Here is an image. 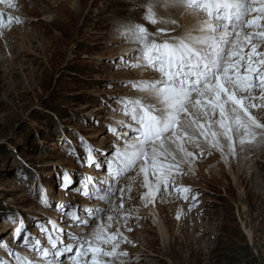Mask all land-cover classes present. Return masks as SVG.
Here are the masks:
<instances>
[{
    "label": "rangeland",
    "instance_id": "obj_1",
    "mask_svg": "<svg viewBox=\"0 0 264 264\" xmlns=\"http://www.w3.org/2000/svg\"><path fill=\"white\" fill-rule=\"evenodd\" d=\"M14 3L16 9H5V14L11 12L21 23L0 30V240L36 259L13 243L11 234L21 218L31 236L47 246L36 221L71 223L56 204L104 208L103 222L108 215L120 217L119 191L111 204H104L62 191L58 176L64 171L74 178L99 176L95 169L81 167L69 147L83 157V137L97 152L111 153L115 137L107 129L127 120L117 101L142 97L121 85L156 76L150 69H128L120 63L134 55L137 46L121 38L117 21L144 24L151 33L160 25L152 30L145 24L143 9L137 7L143 0ZM253 112H262L257 116L264 122V110ZM249 150L253 153H246L244 160L229 156L225 162L213 151L195 161L191 170L185 167L187 174L177 176L176 184L198 193L191 211V200L164 191L145 207L142 175H125L117 188L131 187L124 204L130 219L126 226L122 220L114 223L110 231L120 227L131 243L121 244L119 250L128 256L114 264H264V143ZM41 187L51 207L41 204ZM99 222L65 231L91 236ZM0 259H9L2 248Z\"/></svg>",
    "mask_w": 264,
    "mask_h": 264
},
{
    "label": "snow or ice",
    "instance_id": "obj_2",
    "mask_svg": "<svg viewBox=\"0 0 264 264\" xmlns=\"http://www.w3.org/2000/svg\"><path fill=\"white\" fill-rule=\"evenodd\" d=\"M0 6V30L21 23L11 12L5 14V9H16L14 0H0ZM137 7L143 9L145 24L171 27L151 33L144 24L117 21L121 38L137 46L134 55L128 60L121 58L120 63L128 69H150L156 76L121 85L142 97L117 101L127 120L107 129L115 137L111 153L97 152L83 137V157L75 147H69V155L81 167L93 168L99 176L74 178L67 171L58 176L62 191L104 204H111L119 191L120 217L108 215L103 222L104 208L56 204L60 215L71 223L36 221L34 226L47 240L44 246L40 238L31 236L21 218L11 234L13 243L36 259L0 240V248L9 258L0 259V264H64L65 260L68 264H114L128 256L119 250L121 244L131 243L120 227L110 231L114 223L122 220L126 226L130 219L124 204L131 187L117 188L125 175H142L145 207L154 204L164 191L185 202L191 200V211L198 193L176 184L177 176L187 174L185 167L191 170L195 161L213 151L220 152L227 162L245 146L264 143V122L253 112L264 110V0H144ZM174 9L194 16L195 27L173 35L181 25L177 19H164L163 13ZM161 34L165 38L158 39ZM39 199L43 206H52L43 187ZM180 218L178 212L176 219ZM8 220L15 222L12 216ZM93 220L100 222L91 236L65 231L87 228Z\"/></svg>",
    "mask_w": 264,
    "mask_h": 264
},
{
    "label": "bare ground",
    "instance_id": "obj_3",
    "mask_svg": "<svg viewBox=\"0 0 264 264\" xmlns=\"http://www.w3.org/2000/svg\"><path fill=\"white\" fill-rule=\"evenodd\" d=\"M144 1V0H143ZM122 3V6H124V5H126V3L125 2H121ZM122 12V11H121ZM163 18L164 19H169V18H172V19H177L178 21H179V23H180V25H181V27L180 28H178L177 29V31L175 32V33H172L173 35H179V34H181V33H183V31L185 30V29H190V28H193V27H195V25H196V23H197V21H196V19H195V17L194 16H192L191 14H189V13H187V11L185 10V11H183V10H179V12H177V9L175 10H172L170 13H168V12H166V13H163ZM158 25H160L158 28H166V27H171L170 25H165V24H158ZM152 27H151V29L152 30H155L156 29V26L155 25H151ZM256 112V111H255ZM258 114V116L260 115H263V113L262 112H257ZM259 145V144H258ZM258 145H255L254 146V148L256 147V146H258ZM262 146V145H261ZM250 147H252L253 148V146H245V149L243 150V151H239L238 152V155L236 156V158L237 159H241L242 158V160H244V158H245V156H246V153H248L249 154V152L250 153H253V150H249L250 149ZM259 151L260 150H262L260 147L259 148H257ZM256 149V150H257ZM255 151V150H254ZM220 153V152H219ZM255 153V152H254ZM214 154V153H213ZM247 154V155H248ZM210 156V155H209ZM215 156V155H214ZM235 158V159H236ZM239 159V160H240ZM243 162V161H242ZM254 163V162H253ZM98 175H99V173H98ZM34 257V256H33Z\"/></svg>",
    "mask_w": 264,
    "mask_h": 264
}]
</instances>
